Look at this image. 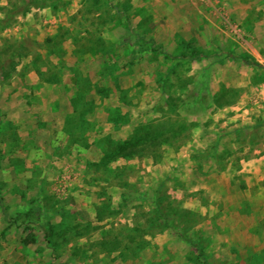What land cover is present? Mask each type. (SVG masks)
Wrapping results in <instances>:
<instances>
[{"label":"rangeland","instance_id":"rangeland-1","mask_svg":"<svg viewBox=\"0 0 264 264\" xmlns=\"http://www.w3.org/2000/svg\"><path fill=\"white\" fill-rule=\"evenodd\" d=\"M258 117L264 0H0V264H264Z\"/></svg>","mask_w":264,"mask_h":264},{"label":"crops","instance_id":"crops-1","mask_svg":"<svg viewBox=\"0 0 264 264\" xmlns=\"http://www.w3.org/2000/svg\"><path fill=\"white\" fill-rule=\"evenodd\" d=\"M264 118H260L258 117V123H262L264 124L263 120ZM262 142H253L252 145H249L250 147L246 148L243 147L242 150L243 152H248L250 151L249 155L251 156V160L247 159V160H243L245 162H243L242 165V171H244L246 169V167H248V171H250L251 169H254V167L257 165V163L259 164L260 162H262V160H264V137L262 138ZM244 146V145H243ZM247 173V171H244V173ZM263 182V178H260L258 180V182H256V185L259 187L260 184H262L261 186H264L262 183ZM260 183V184H259Z\"/></svg>","mask_w":264,"mask_h":264},{"label":"trees","instance_id":"trees-1","mask_svg":"<svg viewBox=\"0 0 264 264\" xmlns=\"http://www.w3.org/2000/svg\"><path fill=\"white\" fill-rule=\"evenodd\" d=\"M127 28H129V26L125 25ZM166 57L168 58H172L171 55L165 54ZM180 58H184L187 59L188 61H193L194 59H199V55H196L195 57H188V56H180ZM238 60H243L246 61L244 58L242 57H237ZM139 141L133 142L131 140H125L121 143L116 144L109 152V154L111 156L114 157V159L117 158H129L131 156H133L134 152H135V147H137ZM109 155V156H110ZM108 156V155H106ZM0 205L2 206V200L0 199Z\"/></svg>","mask_w":264,"mask_h":264}]
</instances>
